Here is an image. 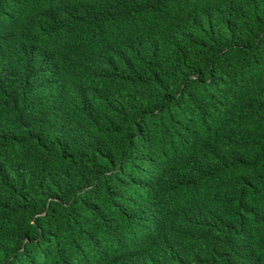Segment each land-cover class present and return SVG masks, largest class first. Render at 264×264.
<instances>
[{
    "label": "trees",
    "instance_id": "obj_1",
    "mask_svg": "<svg viewBox=\"0 0 264 264\" xmlns=\"http://www.w3.org/2000/svg\"><path fill=\"white\" fill-rule=\"evenodd\" d=\"M0 264H264V0H0Z\"/></svg>",
    "mask_w": 264,
    "mask_h": 264
}]
</instances>
